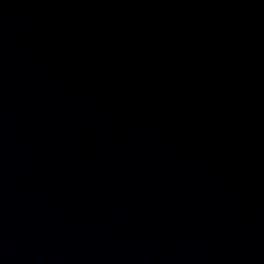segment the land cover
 Here are the masks:
<instances>
[{
    "label": "water",
    "instance_id": "obj_1",
    "mask_svg": "<svg viewBox=\"0 0 264 264\" xmlns=\"http://www.w3.org/2000/svg\"><path fill=\"white\" fill-rule=\"evenodd\" d=\"M0 264H264V0H0Z\"/></svg>",
    "mask_w": 264,
    "mask_h": 264
}]
</instances>
